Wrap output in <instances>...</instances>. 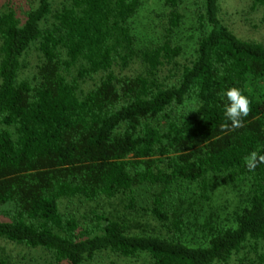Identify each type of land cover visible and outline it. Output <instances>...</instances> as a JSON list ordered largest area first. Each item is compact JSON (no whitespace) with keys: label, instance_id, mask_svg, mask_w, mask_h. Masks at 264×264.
<instances>
[{"label":"trees","instance_id":"obj_1","mask_svg":"<svg viewBox=\"0 0 264 264\" xmlns=\"http://www.w3.org/2000/svg\"><path fill=\"white\" fill-rule=\"evenodd\" d=\"M193 1L195 44L183 62L182 0H162L157 40L135 35L142 0H29L22 16L0 5V264H25L9 243L42 252L33 264H95L106 254L264 263V163L249 171L244 159L264 154V44L234 35L219 0ZM31 51L38 63L25 74ZM233 86L251 101L236 129L225 116ZM217 177L247 182L244 203L232 223L206 222L207 234L188 242L186 212ZM139 190L153 197L142 209L164 233H132L117 210L91 221L68 210L120 199L133 211Z\"/></svg>","mask_w":264,"mask_h":264},{"label":"rangeland","instance_id":"obj_2","mask_svg":"<svg viewBox=\"0 0 264 264\" xmlns=\"http://www.w3.org/2000/svg\"><path fill=\"white\" fill-rule=\"evenodd\" d=\"M29 1V0H28ZM27 0H0V5L8 3L15 9L19 16H22L28 9ZM144 7L139 16L135 19L137 26L138 38L141 36L139 32L144 34L149 39H159L164 33V24L166 19L167 10L164 9L162 0H142ZM220 21L239 39L244 41H251L264 44V21H262V7L257 0H219ZM180 11L184 14L183 23L179 28V39L182 45V53L178 58V62L190 60L192 57V50L194 47L195 35L191 31V26H194V15L196 7L193 0H182L180 4ZM141 38V37H140ZM143 39H146L143 37ZM148 40V39H147ZM146 41V40H145ZM27 66L25 74H32L38 63V56L35 51L29 52L26 56ZM92 80L85 81L83 87L89 88L92 86ZM211 185L208 186L207 198H197L195 206L190 207L186 212V218L190 224L188 231L185 234V239L188 242L199 240L206 233L208 229L205 228L206 222L214 224L213 226H221L224 224L232 223V219L236 211L243 205L245 195L248 191L249 184L233 183L229 184L223 182L220 177L213 180ZM191 188L197 191L196 185H191ZM188 195L191 192L187 188ZM139 194L135 198V210H126L128 201L124 204L119 200H111V202H81L75 200L74 204L68 207V210L74 211L76 214L91 221L96 216L109 215L110 213L119 211L120 214L126 215L128 224L131 226L132 233H143L156 235L164 233V228L160 221L142 209L146 206L152 205V198L150 195L145 194L143 190L138 191ZM137 192V193H138ZM136 193V194H137ZM149 199V200H148ZM186 200V198H181ZM130 204V202H129ZM190 204L187 203V205ZM8 247L13 249L16 255L19 253L20 259L25 264L38 263L36 259L40 258L43 253L38 250H31L14 244H7ZM252 256V257H251ZM250 258L245 260V264H264L260 263V259L251 255ZM145 256H139L136 259H124L118 256L106 254L99 258L95 264H148ZM235 259V258H234ZM34 263V264H35ZM230 264H240L237 260H231Z\"/></svg>","mask_w":264,"mask_h":264},{"label":"clouds","instance_id":"obj_3","mask_svg":"<svg viewBox=\"0 0 264 264\" xmlns=\"http://www.w3.org/2000/svg\"><path fill=\"white\" fill-rule=\"evenodd\" d=\"M224 95L228 101L225 106V116L231 122L230 127L232 129L243 127V118L249 116L251 112V101L239 87L235 86L228 88ZM228 127V124L221 125L222 130ZM244 159L248 170L254 171L258 164L264 163V154H259L254 150Z\"/></svg>","mask_w":264,"mask_h":264}]
</instances>
